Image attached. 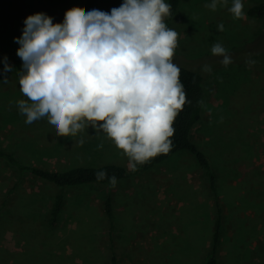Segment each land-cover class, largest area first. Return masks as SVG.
<instances>
[{"label":"rangeland","instance_id":"obj_1","mask_svg":"<svg viewBox=\"0 0 264 264\" xmlns=\"http://www.w3.org/2000/svg\"><path fill=\"white\" fill-rule=\"evenodd\" d=\"M122 2L0 0V66L18 58L15 38L21 36L29 15L44 13L56 24L73 7L110 12ZM263 2L243 0L245 18L234 19L228 11L231 0L215 11L205 6L211 0H180L169 27L178 33L173 63L203 78L204 117L194 127L192 140L216 173L215 191L195 158L185 152L165 161L171 167L166 170H176L179 161L189 166L194 176L188 181L196 182L195 192L179 188L180 192L171 193L167 180L161 193L136 183L131 190L121 184L61 189L0 160V264H204L216 202L223 216L218 264L263 261L264 25L246 14L250 6ZM219 24L224 31L217 30ZM216 43L232 58L227 67L221 63L223 57L211 52ZM249 60L256 63L249 65ZM205 65L210 72L204 71ZM22 99L27 98L19 81L0 80V148L14 153L22 163L64 170L74 164L75 151L91 156L86 152L95 153L102 144L116 149L117 155L108 154L103 163L129 170L128 158L102 131L89 127L75 137H58L47 118L26 124L17 105ZM145 178L139 175V182ZM59 193L64 196L63 211L51 226L50 210ZM108 195L112 222L104 209ZM120 197L123 200L118 203Z\"/></svg>","mask_w":264,"mask_h":264},{"label":"clouds","instance_id":"obj_2","mask_svg":"<svg viewBox=\"0 0 264 264\" xmlns=\"http://www.w3.org/2000/svg\"><path fill=\"white\" fill-rule=\"evenodd\" d=\"M228 3L211 0L205 6L215 11ZM170 8L165 0H123L110 12L73 7L62 23L44 13L26 17L15 38L23 69L19 87L27 98L17 105L25 123L47 118L58 137H75L89 127L102 131L128 158L132 172L169 153L174 120L190 103L173 63L178 33L164 22ZM243 9V0H231L228 11L244 19ZM217 30L224 31L223 24ZM211 52L223 57L225 67L232 63L220 43ZM4 70L12 68L5 62ZM96 178H107L112 187L117 183L105 171Z\"/></svg>","mask_w":264,"mask_h":264},{"label":"trees","instance_id":"obj_3","mask_svg":"<svg viewBox=\"0 0 264 264\" xmlns=\"http://www.w3.org/2000/svg\"><path fill=\"white\" fill-rule=\"evenodd\" d=\"M180 0H167V4L171 5V15L165 18V24L169 28L179 6ZM246 14L259 20L264 25V2L257 3L250 6L247 9ZM12 71H5V65L0 66V80L15 79L19 81L20 76V58L18 57L14 63L8 64ZM178 66V65H177ZM180 69V82L184 86L186 93V99L190 103H186L183 110L179 112L174 120L173 128L175 129L174 135L170 137L172 141V147L169 153L160 154L152 158L149 162L138 165V170L132 172L126 167L121 165H115L112 163H105L99 166L79 165L70 167L64 170H49L32 165H27L19 161L14 153L8 152L5 149L0 148V160L9 163L14 166L20 173L30 172L36 178L48 182L61 189L65 188H79L84 186H106L111 185L107 178L98 180L96 173L99 171H105L108 177L116 176L117 181L127 179L137 174L146 172L150 168L168 160L171 156L177 153H188L191 154L197 164L203 169L204 175L208 180L209 188L212 191L216 190L215 180L216 173L212 170L211 164L203 152L202 149L192 140V132L194 127L203 120L204 109H203V78L193 70L178 66ZM64 196L62 193L57 194L54 197L52 207L50 210L49 224L54 226L57 223L58 217L63 210ZM215 218H214V231L212 234L209 251L207 254L206 261L204 264H218L219 256V242L222 229V210L218 204L215 203ZM105 214L113 221V208H112V197L108 195L104 199ZM264 264V260L257 263Z\"/></svg>","mask_w":264,"mask_h":264},{"label":"crops","instance_id":"obj_4","mask_svg":"<svg viewBox=\"0 0 264 264\" xmlns=\"http://www.w3.org/2000/svg\"><path fill=\"white\" fill-rule=\"evenodd\" d=\"M115 151H116V149L112 150L111 146H104V145L102 148L98 149L95 153L86 152L87 154H89L91 156H88L86 154H82L79 151H75L74 155H76V156H74L75 157L73 159L74 164L71 165V167L79 166V165L99 166V164H101V165L105 164V163H103L104 157L108 156V154L110 155L111 153H113L111 157L117 158V155L114 153ZM100 153H102V154H100ZM182 154H185V153H182ZM176 155H181V154H176ZM176 157L179 158L180 156H176ZM187 159L190 162L193 161L194 164H196V162L193 160V158H191L188 155H187ZM76 161H79L80 164L77 165ZM182 164L183 163L181 161H179L178 166L176 167V170L170 169L172 171L168 170V172H167L166 169L171 168V167L168 165V162L164 161V162L157 164L156 166L150 168L146 172L137 174V175L129 177L127 179H123L121 181H117L115 187H117V185H119V184H121L120 185L121 187H124L123 185H125V186L129 185L127 188H124V189L128 190V188H130L129 190H131L133 184L136 183V184H139L140 186H142L143 188L145 187L146 189H148V191L150 189L151 191H157V193H159V192L161 193V189H162L161 185L166 184L164 181L167 180L166 182L168 184H166V186L168 185V191L171 193L180 192V190H178L179 188H181L183 192L186 191V189L188 191L195 192V190L198 189L196 182H194V180L188 181V179L190 177L194 176L193 170L190 171L189 170L190 168H188L189 166L185 167V166H182ZM141 174H144L146 176V178H145L146 180L144 183L139 182V180H140L139 175H141ZM168 176L171 177L169 182H168V180H169ZM127 181H130L129 184L127 183ZM184 186H185V188L183 189ZM125 193L127 194V196H128V194H130V192H127V191ZM149 196H151V195H149ZM120 200L122 201L123 198L120 197V199L117 202L119 203ZM198 202H200V200H198ZM112 207H113V205H112Z\"/></svg>","mask_w":264,"mask_h":264}]
</instances>
